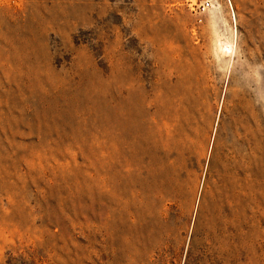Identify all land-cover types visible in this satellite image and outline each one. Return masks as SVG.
I'll return each instance as SVG.
<instances>
[{"label":"rangeland","instance_id":"1","mask_svg":"<svg viewBox=\"0 0 264 264\" xmlns=\"http://www.w3.org/2000/svg\"><path fill=\"white\" fill-rule=\"evenodd\" d=\"M0 0V264H264V0Z\"/></svg>","mask_w":264,"mask_h":264},{"label":"built area","instance_id":"2","mask_svg":"<svg viewBox=\"0 0 264 264\" xmlns=\"http://www.w3.org/2000/svg\"><path fill=\"white\" fill-rule=\"evenodd\" d=\"M213 3V0H202V3L200 4V10L205 11L211 7Z\"/></svg>","mask_w":264,"mask_h":264}]
</instances>
